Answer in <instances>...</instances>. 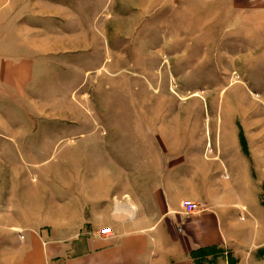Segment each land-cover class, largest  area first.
<instances>
[{
	"label": "rangeland",
	"instance_id": "obj_1",
	"mask_svg": "<svg viewBox=\"0 0 264 264\" xmlns=\"http://www.w3.org/2000/svg\"><path fill=\"white\" fill-rule=\"evenodd\" d=\"M164 126L198 127L206 153L234 130L258 162L264 0H0V264L28 233L83 243L86 188H153Z\"/></svg>",
	"mask_w": 264,
	"mask_h": 264
},
{
	"label": "crops",
	"instance_id": "obj_2",
	"mask_svg": "<svg viewBox=\"0 0 264 264\" xmlns=\"http://www.w3.org/2000/svg\"><path fill=\"white\" fill-rule=\"evenodd\" d=\"M164 129L145 137L154 160L153 188L148 185L140 198L134 181L129 200L121 201L111 185L86 188L88 238L81 243L67 237L57 245L43 233H28L15 264H264V154L252 167L249 143L237 141L234 130L217 152L206 153L209 137L198 127L179 126L174 139ZM184 202L211 210L186 215Z\"/></svg>",
	"mask_w": 264,
	"mask_h": 264
},
{
	"label": "built area",
	"instance_id": "obj_3",
	"mask_svg": "<svg viewBox=\"0 0 264 264\" xmlns=\"http://www.w3.org/2000/svg\"><path fill=\"white\" fill-rule=\"evenodd\" d=\"M201 206H206L205 204H195L190 202H184L183 208L186 215H194L197 209Z\"/></svg>",
	"mask_w": 264,
	"mask_h": 264
}]
</instances>
